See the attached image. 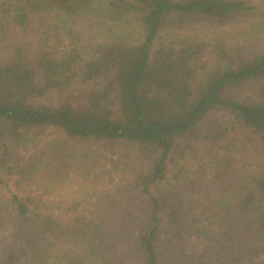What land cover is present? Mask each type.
<instances>
[{"label": "trees", "instance_id": "1", "mask_svg": "<svg viewBox=\"0 0 264 264\" xmlns=\"http://www.w3.org/2000/svg\"><path fill=\"white\" fill-rule=\"evenodd\" d=\"M262 256L264 0H0V264Z\"/></svg>", "mask_w": 264, "mask_h": 264}, {"label": "rangeland", "instance_id": "2", "mask_svg": "<svg viewBox=\"0 0 264 264\" xmlns=\"http://www.w3.org/2000/svg\"><path fill=\"white\" fill-rule=\"evenodd\" d=\"M80 23L82 24L80 26L81 29H83L87 33H94L95 27H92V25L89 22H87L85 20H82V22L78 21V24H80ZM196 27L198 28V30H199L201 35H207V34H209V32H212L213 29L222 28L223 26L222 25H216V24L212 25L209 22H206V23L201 22L199 24H196ZM47 138H49V137L45 136L44 140H46ZM44 140H42V142L41 141L38 142L36 145H34L32 148H30L26 152L22 151L21 153L23 154L24 158L28 159L30 157V155L35 150H40L45 144ZM122 149L124 150V153H125L126 151L130 150V146L128 145L127 147H124ZM120 154L122 155V153H120L119 151L117 153H115V151L114 152L113 151H108L107 158H109V159L105 158L107 163H108L107 166H109L112 161H115L117 159H120V157H123V156H120ZM97 162H99V161L97 160ZM110 170L115 171V172L116 171H118V172L120 171L119 167H116V166L114 168L110 169ZM96 171L101 172L100 167H97ZM98 174H100V173H98ZM116 174H118V173H116ZM1 175L9 183V185H10L12 190H15V191H18V192H21V193L28 192L30 190L41 192L42 190L39 187L46 183V179L41 174H38V176H36L34 178V181L31 184H30V182H28V183L27 182L26 183L25 182H21V184H19V185H17V178L19 177L18 175H15L14 177L13 176H9L3 170L1 172ZM100 179H101V176L99 177L98 183L100 182ZM76 180H81V179H76ZM39 184H40V186H39ZM51 194L52 195L50 197L52 199H54V200H63V199H66V198H70L73 194H77L78 195V193L75 192L74 187L69 183V181L66 182L65 189H61L60 190V188L58 189V187H56L51 192ZM262 257L264 258V256H262Z\"/></svg>", "mask_w": 264, "mask_h": 264}]
</instances>
